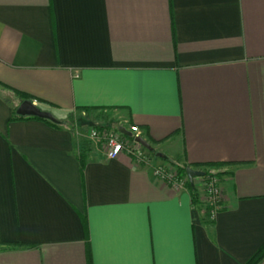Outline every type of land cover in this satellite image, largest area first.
<instances>
[{"label": "crops", "instance_id": "1", "mask_svg": "<svg viewBox=\"0 0 264 264\" xmlns=\"http://www.w3.org/2000/svg\"><path fill=\"white\" fill-rule=\"evenodd\" d=\"M17 92L58 124L16 117ZM131 126L156 165L222 174L213 220L88 137ZM263 246L264 0H0V264H246Z\"/></svg>", "mask_w": 264, "mask_h": 264}, {"label": "built area", "instance_id": "2", "mask_svg": "<svg viewBox=\"0 0 264 264\" xmlns=\"http://www.w3.org/2000/svg\"><path fill=\"white\" fill-rule=\"evenodd\" d=\"M131 132L134 136H139L138 126H131ZM88 137L101 143L105 149L108 159H115L120 154L126 153L137 164L150 166L155 176L161 178L174 189H180L186 186L187 177H179L177 169H169L164 165H156L155 158L148 149L135 140L134 137H128L118 129L108 127H91L88 129ZM206 185L201 202L204 205L206 216L213 220L218 211L224 207V196L221 186V180L218 176L207 174Z\"/></svg>", "mask_w": 264, "mask_h": 264}, {"label": "water", "instance_id": "3", "mask_svg": "<svg viewBox=\"0 0 264 264\" xmlns=\"http://www.w3.org/2000/svg\"><path fill=\"white\" fill-rule=\"evenodd\" d=\"M16 114L19 116H30L48 119L54 122L57 121L52 113L46 110H42L33 100L30 99L22 100L20 102V104L17 106ZM118 130L126 136L134 137L135 140L143 145L146 149H148L150 152H154V148L152 147V145L142 137L134 136V134L131 131H128L125 127H119ZM157 155L160 157H165L162 153H158ZM204 175V170L194 169L192 167L187 168V176L192 185L194 183V178L203 177Z\"/></svg>", "mask_w": 264, "mask_h": 264}, {"label": "trees", "instance_id": "4", "mask_svg": "<svg viewBox=\"0 0 264 264\" xmlns=\"http://www.w3.org/2000/svg\"><path fill=\"white\" fill-rule=\"evenodd\" d=\"M23 99H32L31 96L29 95H26V94H22L21 92H17ZM16 117L18 118H36V119H41V120H44L46 122H50V123H55V124H58L57 122H54V121H51V120H48V119H42V118H38V117H30V116H19V115H16ZM171 164L176 167L177 169V172H178V176L179 177H187V168H189L190 166L188 165H181L179 164L178 162H174L172 161ZM82 167H84V161L82 160ZM207 174H213V175H216L218 176L219 178L221 177V173L219 172H212V171H208V170H205V176ZM186 186L187 188L190 189L191 191V194H192V200L194 203L198 204L199 203V200H198V193H197V189H196V186L192 185L189 181V179L187 180L186 182ZM264 259V246L246 263V264H259L262 260Z\"/></svg>", "mask_w": 264, "mask_h": 264}, {"label": "rangeland", "instance_id": "5", "mask_svg": "<svg viewBox=\"0 0 264 264\" xmlns=\"http://www.w3.org/2000/svg\"><path fill=\"white\" fill-rule=\"evenodd\" d=\"M175 169H176V167H175ZM200 170H206L205 168L203 169H201V168H199ZM220 180H221V177H220ZM206 177H196V178H194V183H193V185L194 186H198V190H199V192H200V194L201 195H199L198 194V200H199V203L201 202L200 201V199L201 200H203V194H204V189H205V185H206ZM259 264H264V259L259 263Z\"/></svg>", "mask_w": 264, "mask_h": 264}]
</instances>
